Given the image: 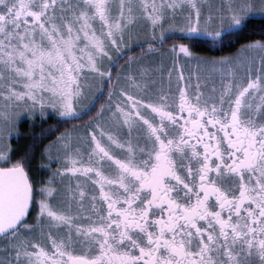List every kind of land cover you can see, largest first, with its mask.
I'll return each instance as SVG.
<instances>
[{"label": "snow or ice", "instance_id": "obj_1", "mask_svg": "<svg viewBox=\"0 0 264 264\" xmlns=\"http://www.w3.org/2000/svg\"><path fill=\"white\" fill-rule=\"evenodd\" d=\"M256 16L264 0H0V264H264ZM49 109L67 126L14 146Z\"/></svg>", "mask_w": 264, "mask_h": 264}, {"label": "trees", "instance_id": "obj_2", "mask_svg": "<svg viewBox=\"0 0 264 264\" xmlns=\"http://www.w3.org/2000/svg\"><path fill=\"white\" fill-rule=\"evenodd\" d=\"M253 25H254V27H252L249 31L250 32L258 33L259 30H260V28L262 26H264V18L253 20ZM253 38H255V37H253ZM137 51H139V50H137ZM213 54H215V55H221L223 53H221V52H214ZM25 126L26 125L21 126V128H20L21 129L20 136L22 134L27 135V139L25 140L24 143H21V144H19V143L16 144V143L13 142L14 146L23 148V147H26V146L32 144L34 140L38 143L41 139H43L44 136H47L48 139H51L52 138V136L49 133L51 132L52 127H54V123L53 124L52 123L46 124L44 122V126L42 127L41 130L40 129L39 130H35L32 133H31V131H27L26 128H25ZM62 129L63 128H61L60 130H62ZM44 143H47V140H44Z\"/></svg>", "mask_w": 264, "mask_h": 264}, {"label": "rangeland", "instance_id": "obj_3", "mask_svg": "<svg viewBox=\"0 0 264 264\" xmlns=\"http://www.w3.org/2000/svg\"><path fill=\"white\" fill-rule=\"evenodd\" d=\"M258 17H260V16H258ZM134 47V50L135 49H137L138 47H136L135 45L133 46ZM48 111H51V109H49ZM52 112V111H51ZM38 111L36 112V114H35V116L34 117H38V116H40V115H38ZM49 112L44 116V117H42L43 119H45V118H47L48 116H49ZM34 117H29L27 114H22L21 115V117H20V119H19V122H18V132H14L13 133V135H12V137H11V141H12V143H13V140L14 139H16L15 140V142L14 143H16V144H21V143H24L25 142V140L27 139V135H24V134H22L21 136H19V133H21V130H20V124H21V122H24L26 119H27V123H28V130L27 131H31V133L32 132H34L35 130H32V129H36V130H41L42 129V127L40 128V126L36 123V122H32V121H34L33 119H34ZM41 117V116H40ZM39 121V120H38ZM43 122H41L40 123V125L42 124ZM30 128V129H29ZM19 136V137H18Z\"/></svg>", "mask_w": 264, "mask_h": 264}, {"label": "flooded vegetation", "instance_id": "obj_4", "mask_svg": "<svg viewBox=\"0 0 264 264\" xmlns=\"http://www.w3.org/2000/svg\"><path fill=\"white\" fill-rule=\"evenodd\" d=\"M256 19H262L261 17H258V16H256V17H253L252 18V20H256ZM136 51L137 50H139L138 48L137 49H135ZM50 114H49V116L47 117V118H45V119H43L42 117H40V116H38V117H34V121H32V122H36L39 126H40V128L41 127H43L44 126V122L46 123V124H48V123H54V127H58L59 129H61V128H64V127H66L67 125H64L63 123H61V122H59V118L56 116V114L54 113V112H51V111H48ZM38 115H39V113H38ZM39 120V121H38ZM41 122H43L41 125H40V123ZM24 125H26L25 126V128H26V130H28V123H27V119L24 121V122H21V124H20V128H21V126H24ZM30 129V128H29ZM21 130V129H20ZM32 130H36V129H32ZM63 130V129H62ZM20 134L21 133H19V136H20ZM18 136V137H19ZM15 140L16 139H14L13 140V142H15Z\"/></svg>", "mask_w": 264, "mask_h": 264}]
</instances>
